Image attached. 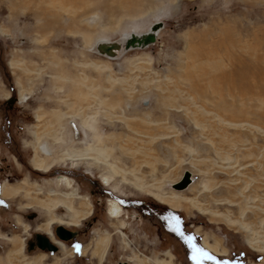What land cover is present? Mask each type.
Here are the masks:
<instances>
[{"label": "rangeland", "instance_id": "374dc122", "mask_svg": "<svg viewBox=\"0 0 264 264\" xmlns=\"http://www.w3.org/2000/svg\"><path fill=\"white\" fill-rule=\"evenodd\" d=\"M157 23L148 47L97 50ZM92 147L121 173L64 160ZM55 220L76 236L30 250ZM193 244L201 264H264V0H0V264H195Z\"/></svg>", "mask_w": 264, "mask_h": 264}, {"label": "bare ground", "instance_id": "6f19581e", "mask_svg": "<svg viewBox=\"0 0 264 264\" xmlns=\"http://www.w3.org/2000/svg\"><path fill=\"white\" fill-rule=\"evenodd\" d=\"M63 1H66V0H63ZM68 1H70V0H68ZM78 1V0H77ZM73 2V1H72ZM49 12V11H48ZM58 21V22H57ZM68 21V20H67ZM55 23H61V20H55ZM50 26H51V24H50ZM52 27V26H51ZM47 28H48V26H47ZM151 30H153V28L151 29ZM161 29H159V31H160ZM159 31H157V33H156V38L158 37V35H159ZM148 32V31H147ZM149 33V32H148ZM143 35H145V34H143ZM127 36H129V35H126V36H124V37H122L121 39H119V40H117V41H114V42H101V43H103V44H113V43H117V42H119V43H123V41H125L127 38ZM137 36H141V35H137ZM121 40V41H120ZM101 43H99L98 44V46H97V50H98V47H99V45H102ZM150 45H152V44H150ZM150 45H148V46H150ZM147 46V47H148ZM99 52H101V51H99ZM102 54V53H101ZM126 54V53H125ZM124 54V55H125ZM103 55V54H102ZM123 55V56H124ZM122 56V57H123ZM121 57V58H122ZM110 58V57H109ZM110 59H112V58H110ZM117 59H120V58H117ZM113 60H116V58H114ZM59 65V64H58ZM63 69H65V66L64 65H62V64H60L59 65V68H57L56 70H55V72L56 73H62V71H63ZM22 99H27V98H25L26 96H20ZM80 119L82 118H84V117H79ZM81 119V120H82ZM95 119H96V117H93V118H91V121L92 122H94L95 121ZM83 121V120H82ZM71 125H73L74 127H76V125H75V123H74V121H72V123H71ZM88 128L89 130H91V131H96V128H93L92 126H90V122H87V121H83V124H82V128ZM84 128V129H85ZM76 129V128H75ZM74 129V130H75ZM58 145H60L59 144V142L57 143ZM57 144H53L52 146H51V148L52 149H55L56 147V145ZM57 145V146H58ZM31 147L34 149V151H35V156H34V159L32 160V162H31V166L33 167V168H35V170L36 171H39V172H41V173H43V174H48L49 172H50V170L52 169V167H51V169L50 170H48V167H47V165H46V160H44L45 162H41V159L39 160V157H40V155H42V156H44V157H46V159H49V160H53V159H55L54 157H52V154L50 153V151H49V149L50 148H48V147H45L44 145H41V143H40V141H39V138L38 137H36V141H35V144L33 145V144H31ZM94 147V146H93ZM93 147L91 148V149H93ZM48 148V149H47ZM107 149V148H106ZM105 148L104 149H100V150H98V149H96V148H94L93 150H91V151H96L97 152V156L96 157H90L89 156V154L87 153V151H86V153L84 152V153H82V154H73V155H71L72 153L71 152H69V153H65L64 154V160H71V161H93L95 164H97V165H99V166H104V167H106V168H108V170L113 174V175H118L119 174V172H120V168H118L115 164H109V157L111 156V154L109 155V152L110 151H107V150H109V149H107L106 150ZM37 152V153H36ZM39 153H41L40 155H39ZM71 153V154H70ZM121 173V172H120ZM105 180V179H104ZM104 183L105 184H108V182L105 180L104 181ZM136 188L137 189H139V190H141V191H144L145 189H146V187H145V185L143 184V185H139V184H136ZM13 190V189H12ZM17 191H18V189H16ZM16 191V192H17ZM179 192V191H178ZM149 195H151V194H149ZM153 198H155L156 200H158V201H160V202H162V203H164L165 205H169V206H171L173 209H176V208H179L180 206H181V197H179L178 195H176V194H172L171 196H160L159 194H156V195H154V194H152L151 195ZM78 199H83V198H81V197H78ZM111 203V206H109L110 208H109V215H111L113 218H115V219H119L120 218V215H121V213L123 212V209H122V207L119 205V203L118 202H116V201H112V202H110ZM83 205H85V206H88V205H91V204H87V203H84L83 202ZM46 206H49V205H46ZM51 207L52 206H49L48 208H50L51 209ZM62 206H58V207H56V209L57 208H61ZM66 210H68V212H69V214H71V216L74 218V219H76L79 215H80V212H77L75 209H73V208H68L67 207V209ZM93 215V213L91 212L90 213V216H92ZM86 219H88V218H86ZM54 225H57V226H63V227H79L80 226V224H77V223H65V222H63V221H54V222H50L48 225H47V228L45 229L46 230V234L48 235V238L51 240V242L52 241H54V243L53 244H55L56 246L58 245V246H61L63 249H65V244L67 243V241H62V240H55L54 238H55V236H54V234H52V232H51V229L53 228L52 226H54ZM55 235H56V230H55ZM255 241V240H254ZM253 247L254 248H256V247H258V242H254L253 244ZM257 245V246H256ZM57 246V247H58ZM204 247L205 248H207V249H210L212 252H215V251H213L206 243L204 244ZM259 249H261L260 247H258ZM58 249H60L59 247H58ZM59 251V250H58ZM58 251H57V253H58ZM261 252H264V248H263V250H260ZM217 253V252H216ZM215 253V254H216ZM95 255L97 256L98 254H96V252H95ZM217 255V254H216ZM129 263H132L131 261L129 262Z\"/></svg>", "mask_w": 264, "mask_h": 264}, {"label": "water", "instance_id": "95a60500", "mask_svg": "<svg viewBox=\"0 0 264 264\" xmlns=\"http://www.w3.org/2000/svg\"><path fill=\"white\" fill-rule=\"evenodd\" d=\"M162 27L163 24L157 23L153 27V30L145 35L129 37L123 41V43L115 42L113 44L99 45L98 51H101L100 53L112 59L121 58L130 50L145 48L150 44H154L157 40L156 33ZM56 234L62 241L72 240L76 236L75 232L70 231L63 226H59L56 229ZM35 248L48 252H57L59 250L58 247L44 234H37L35 236V241L30 243V250H34Z\"/></svg>", "mask_w": 264, "mask_h": 264}, {"label": "snow or ice", "instance_id": "6c2138e0", "mask_svg": "<svg viewBox=\"0 0 264 264\" xmlns=\"http://www.w3.org/2000/svg\"><path fill=\"white\" fill-rule=\"evenodd\" d=\"M172 220L174 221V227L173 230L179 232L180 228V221L178 218L173 217ZM182 235V233H181ZM192 238H188V242L191 244ZM77 250H79V245L76 246ZM191 259L195 261V264H201V261L204 259H213L212 256H210L207 252H205L203 249L196 248L195 245H192V256Z\"/></svg>", "mask_w": 264, "mask_h": 264}, {"label": "flooded vegetation", "instance_id": "af4514ba", "mask_svg": "<svg viewBox=\"0 0 264 264\" xmlns=\"http://www.w3.org/2000/svg\"><path fill=\"white\" fill-rule=\"evenodd\" d=\"M13 102V104H14V100L12 101ZM11 142H13V140H10ZM30 156L28 155V158H29ZM24 159H25V157H23ZM24 162L25 163H27V165L30 163V161H27L26 159L24 160ZM29 162V163H28ZM21 165V164H20ZM53 168V167H52ZM34 169V171H36L35 170V168H33ZM51 171V170H50ZM37 172H39V171H37ZM54 172V171H53ZM41 173V172H40ZM103 183H104V181H103ZM109 206H111V203L109 204ZM110 208V207H109ZM93 213V212H92ZM88 218H90V216L88 217ZM86 220V219H85Z\"/></svg>", "mask_w": 264, "mask_h": 264}]
</instances>
